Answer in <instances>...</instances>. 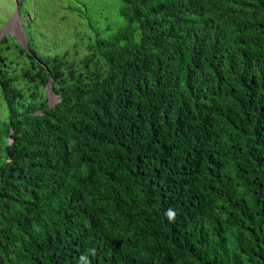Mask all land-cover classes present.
<instances>
[{"label":"trees","instance_id":"trees-1","mask_svg":"<svg viewBox=\"0 0 264 264\" xmlns=\"http://www.w3.org/2000/svg\"><path fill=\"white\" fill-rule=\"evenodd\" d=\"M91 27L79 56L0 39V264H264V0Z\"/></svg>","mask_w":264,"mask_h":264},{"label":"rangeland","instance_id":"rangeland-1","mask_svg":"<svg viewBox=\"0 0 264 264\" xmlns=\"http://www.w3.org/2000/svg\"><path fill=\"white\" fill-rule=\"evenodd\" d=\"M120 4L121 0H0V39L3 35L22 40L27 37L38 54L66 50L79 56L93 35L91 26L103 32L108 25L115 24ZM12 52L0 43V55L18 56ZM55 101L50 98L49 103ZM8 117L0 89V121Z\"/></svg>","mask_w":264,"mask_h":264},{"label":"clouds","instance_id":"clouds-1","mask_svg":"<svg viewBox=\"0 0 264 264\" xmlns=\"http://www.w3.org/2000/svg\"><path fill=\"white\" fill-rule=\"evenodd\" d=\"M19 14V13H18ZM15 39H16V36H15ZM26 39H27V37H26ZM17 40V39H16ZM18 41V40H17ZM28 41V40H27ZM19 42V41H18ZM20 43V42H19ZM50 83V82H49ZM48 83V84H49ZM48 84H47V86H48ZM46 86V87H47ZM51 90H52V87H51ZM53 92V91H52ZM46 93H47V90H46ZM54 93V92H53ZM47 97H48V95H47ZM50 98H53V99H56V101L58 100V97H57V95L56 94H54V95H52ZM50 98L48 97V103H49V100H50ZM55 101V102H56ZM52 104H54V103H49V105H52ZM165 215L167 216V218H168V220L169 221H172V220H174L175 219V215H176V213H175V211H173L172 209H169L166 213H165ZM89 253L91 254V255H95V249H90L89 250ZM77 264H91V262H90V260L88 259V256L87 255H85V254H81V256L79 257V260H78V262H77Z\"/></svg>","mask_w":264,"mask_h":264},{"label":"water","instance_id":"water-1","mask_svg":"<svg viewBox=\"0 0 264 264\" xmlns=\"http://www.w3.org/2000/svg\"><path fill=\"white\" fill-rule=\"evenodd\" d=\"M16 39L20 42V44L24 47V48H27V39L24 38L23 40L22 39H19L17 36H16ZM46 90H47V95L48 97L50 98L52 95H54V93L52 92L51 90V82L48 84V86L46 87Z\"/></svg>","mask_w":264,"mask_h":264},{"label":"bare ground","instance_id":"bare-ground-1","mask_svg":"<svg viewBox=\"0 0 264 264\" xmlns=\"http://www.w3.org/2000/svg\"><path fill=\"white\" fill-rule=\"evenodd\" d=\"M15 25H16V30H17V32L20 33L17 22H16Z\"/></svg>","mask_w":264,"mask_h":264}]
</instances>
